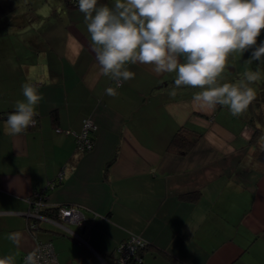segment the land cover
Wrapping results in <instances>:
<instances>
[{"label":"crops","instance_id":"0c3cea01","mask_svg":"<svg viewBox=\"0 0 264 264\" xmlns=\"http://www.w3.org/2000/svg\"><path fill=\"white\" fill-rule=\"evenodd\" d=\"M94 49L84 14L65 0H0V258L25 264L35 245L27 199L62 172L44 204L77 207L81 224L37 220L34 231L61 264H112L131 233L147 242L142 264H264V62L249 64L251 49L229 57L220 83L259 77L248 110L233 116L201 107L200 89L176 87L175 73L153 65H127L134 78L118 84L100 75ZM25 83L43 98L35 126L12 136L7 116ZM85 117L94 144L79 152ZM181 126L200 137L187 152L169 151ZM192 191L196 199L182 196Z\"/></svg>","mask_w":264,"mask_h":264},{"label":"clouds","instance_id":"9594fccd","mask_svg":"<svg viewBox=\"0 0 264 264\" xmlns=\"http://www.w3.org/2000/svg\"><path fill=\"white\" fill-rule=\"evenodd\" d=\"M78 8L100 75L128 81L135 74L127 65H153L157 74L175 73L176 87L200 89L193 98L201 107L226 106L233 116L243 115L255 99L250 84L257 73L246 72L239 84L219 80L233 54L251 49L248 63L264 62V41L257 44L264 30V0H114L112 6L78 0ZM105 92L117 95L113 87ZM22 95L24 100L7 116L12 136L35 125L36 106L43 98L31 83L22 85ZM39 260L33 251L25 264ZM0 264H16L15 257L0 258Z\"/></svg>","mask_w":264,"mask_h":264},{"label":"built area","instance_id":"2783aa9c","mask_svg":"<svg viewBox=\"0 0 264 264\" xmlns=\"http://www.w3.org/2000/svg\"><path fill=\"white\" fill-rule=\"evenodd\" d=\"M119 84V80H115ZM4 115V114H2ZM36 120V118H35ZM36 124V123H35ZM35 126V125H34ZM32 127V126H31ZM95 128L94 123L89 117H85L82 120L80 130L75 132V150L79 152H85L90 150L94 144V138L92 132ZM58 131L60 128H56ZM62 178V172H59L57 177L50 181L47 186H54ZM43 189L34 190L27 201L29 208L27 211V217L30 219L27 224L28 231H30L35 239V245L32 249L26 252L24 258L33 251H37L40 256L39 264H61L58 262L52 243L49 240H39L36 234L33 233L37 229L36 220L54 221L62 219L71 223L81 224V213L77 207L74 206H55V217H49L41 213V209L44 206ZM64 229H67L63 226ZM68 230V229H67ZM70 233L77 236L78 239L83 240V237L79 233L68 230ZM85 241V240H83ZM146 240L141 238L135 233L129 234L126 238L119 241L115 248V254L113 256L112 264H142L141 250L146 247Z\"/></svg>","mask_w":264,"mask_h":264},{"label":"trees","instance_id":"16d2710c","mask_svg":"<svg viewBox=\"0 0 264 264\" xmlns=\"http://www.w3.org/2000/svg\"><path fill=\"white\" fill-rule=\"evenodd\" d=\"M106 1L107 0H98V6L105 4ZM65 2L69 7H78V0H65ZM260 131L261 130L256 128L254 135H258L260 133ZM199 137H200V132L195 131L191 128H188L186 126H181L171 136V138L168 142L167 148L169 151H173V152H178V153L187 152L195 144V142L197 141V139ZM260 156L262 158H264V150L260 151ZM51 181H53V180H51ZM48 188H51V187L47 186L46 188L43 189V191H42L43 195L45 194V190ZM182 196H184L190 200H194L199 196V191L186 192ZM49 207H50V209H49ZM51 207H54V208H51ZM43 209L44 210L41 211V213L43 212L42 214L47 215L49 217H55V215H56V207L55 206H45L44 205ZM47 211H49V212H47ZM36 223H37V220H36ZM39 227L40 226L37 223V229H39ZM33 233H35V232L33 231ZM36 237H37V235H36ZM39 240H41V239H39Z\"/></svg>","mask_w":264,"mask_h":264},{"label":"bare ground","instance_id":"6f19581e","mask_svg":"<svg viewBox=\"0 0 264 264\" xmlns=\"http://www.w3.org/2000/svg\"><path fill=\"white\" fill-rule=\"evenodd\" d=\"M44 200V199H43ZM45 205V204H44ZM48 205V204H47ZM47 205H45V206H47ZM60 205V204H59ZM51 206V205H50ZM53 206H56V205H53ZM45 208V207H44ZM51 208H54V207H51ZM49 209H50V207H49ZM42 210H44L43 208L41 209V211ZM47 212H49V211H47ZM43 213V212H42ZM45 213V212H44ZM46 214V213H45ZM59 221V220H58Z\"/></svg>","mask_w":264,"mask_h":264}]
</instances>
